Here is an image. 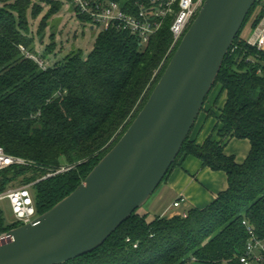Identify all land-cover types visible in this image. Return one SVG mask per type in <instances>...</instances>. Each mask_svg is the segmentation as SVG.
Segmentation results:
<instances>
[{
	"label": "trees",
	"instance_id": "1",
	"mask_svg": "<svg viewBox=\"0 0 264 264\" xmlns=\"http://www.w3.org/2000/svg\"><path fill=\"white\" fill-rule=\"evenodd\" d=\"M43 1L49 8L38 23L41 42L64 4ZM116 1L128 10L136 8L135 0ZM261 2L250 9L211 90L221 85L215 104L226 94L219 113L208 109L218 119L217 136L199 144L189 134L164 178L181 156L192 154L203 166L224 170L227 189L207 206L190 208L186 216H152L137 209L101 246L62 264H245L240 257L249 234L243 220L264 236V49L250 45L242 29ZM43 11L35 0H0V146L28 160L0 169V191L16 180L22 185L35 181L31 191L38 214L71 193L118 141L179 44L172 45V16L143 44L129 31L111 26L96 34L87 54L70 49L43 69L19 47L38 53L29 12L37 18ZM75 11L92 28L89 18ZM263 15L264 8L253 27ZM56 35L53 30L52 41L40 53L46 60L56 52ZM232 137L250 140L243 162L225 152ZM63 166L69 168L58 172ZM17 225L6 223L0 209V233Z\"/></svg>",
	"mask_w": 264,
	"mask_h": 264
},
{
	"label": "water",
	"instance_id": "2",
	"mask_svg": "<svg viewBox=\"0 0 264 264\" xmlns=\"http://www.w3.org/2000/svg\"><path fill=\"white\" fill-rule=\"evenodd\" d=\"M256 1H204L125 132L71 193L0 238V264H62L91 252L152 196Z\"/></svg>",
	"mask_w": 264,
	"mask_h": 264
},
{
	"label": "built area",
	"instance_id": "3",
	"mask_svg": "<svg viewBox=\"0 0 264 264\" xmlns=\"http://www.w3.org/2000/svg\"><path fill=\"white\" fill-rule=\"evenodd\" d=\"M80 13L89 18L92 29H105L115 26L129 31L137 36L140 43H147L151 37L160 30L163 22L172 16L170 25L173 34V46L177 45L185 32L199 13L205 0H135L134 10L124 8L121 2L116 0H67ZM252 46L264 48V15L253 28L252 33L246 38ZM20 49L25 56L35 60L43 69L48 68L49 61L40 54L29 50L20 44ZM28 160L14 154L7 153L0 146V169L13 164H25ZM63 166L58 172L68 169ZM32 183L15 187H9L0 191V201L8 199L12 208L13 221L18 225L33 222L39 214L36 211ZM183 199L176 200L175 206H179ZM186 216L187 211L179 213ZM248 232V240L245 251L240 259L245 264H264V236L257 234L255 228L243 220ZM6 232L0 233V238Z\"/></svg>",
	"mask_w": 264,
	"mask_h": 264
},
{
	"label": "crops",
	"instance_id": "4",
	"mask_svg": "<svg viewBox=\"0 0 264 264\" xmlns=\"http://www.w3.org/2000/svg\"><path fill=\"white\" fill-rule=\"evenodd\" d=\"M35 1L43 5L44 9L46 7L49 8V4L46 1ZM70 5L67 0H64L61 10L56 14L61 15L65 9L70 12V16L77 17L75 9ZM262 8H264V0L258 5L252 18L246 24V30L242 32V37L247 38L252 33L254 28L253 20ZM60 18L62 20V17ZM49 57L47 61H49ZM221 98L225 100V93L221 95ZM215 99L216 96L210 104H207L209 100L207 99L205 108L201 110L191 130L190 139L195 140L199 144H202L210 135L217 136L215 126L218 123V119L214 115H208V109L216 105ZM224 102L222 105L219 102L217 107H222ZM215 112L217 114V110ZM224 148L227 154L234 155L238 162H243L249 154L251 143L248 138L232 137L226 140ZM227 187L228 175L224 170H214L203 166L202 160L195 155H183L179 158L167 178L155 190L154 198L151 200L146 212L160 216H173L180 212L188 211L192 207L202 208L213 202L219 193L226 190ZM179 199H183L181 204L175 206L174 202Z\"/></svg>",
	"mask_w": 264,
	"mask_h": 264
},
{
	"label": "rangeland",
	"instance_id": "5",
	"mask_svg": "<svg viewBox=\"0 0 264 264\" xmlns=\"http://www.w3.org/2000/svg\"><path fill=\"white\" fill-rule=\"evenodd\" d=\"M72 8L74 6L71 4L70 5ZM48 7L44 9V11L37 17L33 18L29 12V20H30V32L32 35L35 37L36 41V51L38 54L42 53L46 47L47 44H49L52 41L51 33L53 30L56 31V41L58 43V49L55 54H52L49 57V62L50 64H53L55 60L59 61L63 59V56L73 49H82L84 54H87L90 52V50L93 47L94 40L96 37V34L101 30L99 28H94L91 29L89 24H85L81 22L77 17L75 16H70V12L67 10H63L61 15H54L53 18L50 21L49 26L46 28L45 36L43 37V42H41L40 35L38 34V23L41 18V16L46 12ZM62 17V20L61 18ZM62 21V22H61ZM61 22V24H60ZM60 24V25H59ZM58 25V27H57ZM246 26V25H245ZM243 27L242 32L246 30V27ZM220 84H217L211 94L208 97V103L210 104L215 96H218V93L220 91ZM225 99H226V94H225ZM224 98H219L218 103L213 106L215 110H217V113H219L221 107H217V105L220 104L222 105ZM206 104V103H205ZM205 108V105H204ZM35 181H32L31 183L33 184ZM22 183H20L19 180H16L11 183L9 187H15V186H20ZM8 187V188H9ZM140 207L138 208V211L141 213H144L147 211V208L151 202V200L154 198L153 195ZM0 209L3 213L4 220L6 223H11L13 221V213H12V208L10 205V202L8 199H4L0 201ZM152 216L154 214L151 213ZM7 232V231H6Z\"/></svg>",
	"mask_w": 264,
	"mask_h": 264
}]
</instances>
